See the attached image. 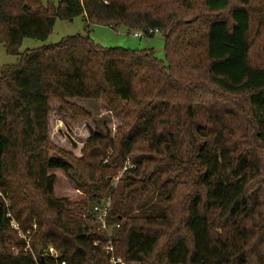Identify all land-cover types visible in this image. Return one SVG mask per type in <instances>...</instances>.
Returning <instances> with one entry per match:
<instances>
[{
  "label": "trees",
  "instance_id": "trees-1",
  "mask_svg": "<svg viewBox=\"0 0 264 264\" xmlns=\"http://www.w3.org/2000/svg\"><path fill=\"white\" fill-rule=\"evenodd\" d=\"M78 17L84 35L20 53ZM92 26L159 32L165 60ZM0 44L20 57L0 74V264H264V0H0ZM71 100L122 116L80 157L50 139L52 103L91 118ZM55 170L81 200L55 197Z\"/></svg>",
  "mask_w": 264,
  "mask_h": 264
},
{
  "label": "rangeland",
  "instance_id": "rangeland-1",
  "mask_svg": "<svg viewBox=\"0 0 264 264\" xmlns=\"http://www.w3.org/2000/svg\"><path fill=\"white\" fill-rule=\"evenodd\" d=\"M60 1L61 0H42L44 5L51 3L55 6L58 5ZM90 29L94 41L103 47L124 48L138 51L153 50L158 59L165 60V39L159 32L152 38L146 36L137 38L134 36L136 32H128L126 28L115 31L109 27L92 26ZM85 33L86 25L82 17H78L71 22L58 20L48 40L39 41L25 39L22 43L20 53L44 45L58 43L65 37L84 35ZM19 60V56L15 57L8 55L5 46L0 44V74L5 66L17 65ZM70 102L76 104L78 107H82L89 113L91 118L75 121L68 112L61 110L59 104L52 103L50 110V139L56 147L70 152L76 157L81 156V150L89 138L91 131H97L107 127L110 129L112 136H114L122 124V116H117L110 112L102 102L93 100H71ZM239 133L242 132L240 131ZM250 147H253L254 150L259 149V147L254 145L253 141L250 142ZM53 158L56 159L54 155ZM52 174L57 178L54 185L55 197L67 198L72 202L79 201L84 197V194L75 188L62 171L55 170L52 171ZM262 177H264V175ZM262 181H264V178ZM258 187L260 188V185H258ZM27 234H25L27 238L30 237L32 239V234ZM19 237L24 240L23 236L19 235ZM30 238L29 240H31ZM16 248L17 247H14L12 249L13 253L19 251Z\"/></svg>",
  "mask_w": 264,
  "mask_h": 264
},
{
  "label": "built area",
  "instance_id": "built-area-1",
  "mask_svg": "<svg viewBox=\"0 0 264 264\" xmlns=\"http://www.w3.org/2000/svg\"><path fill=\"white\" fill-rule=\"evenodd\" d=\"M152 33V32H150ZM135 37L137 38H142L144 36V34L142 32H136ZM134 166L130 163H128L126 165V167L124 168V170H122L120 173H119V176L118 178L114 181V187H116L118 185V182L119 180L124 176L125 172L128 170V169H132ZM109 206H110V199H107L105 201V203L101 206H95L94 207V212L96 213L97 215V221L99 223H101V227L102 229H107V223H106V219H107V215H108V209H109ZM12 227L14 230L18 231L19 232V235L23 236V238L26 240V244H27V248H26V251L29 249V244H30V240L29 238H27V236L25 234H23L21 231H20V227L18 224H16L15 221L12 222ZM28 235V234H27ZM108 251L112 252V248L111 247H108L107 248ZM49 254L51 256H57V253L54 249H50L49 250ZM112 264H124L122 261L120 260H115V258H112L111 260Z\"/></svg>",
  "mask_w": 264,
  "mask_h": 264
}]
</instances>
